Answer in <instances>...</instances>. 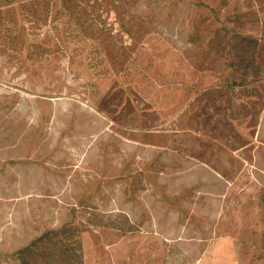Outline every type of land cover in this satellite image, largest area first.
Here are the masks:
<instances>
[{"label": "rangeland", "instance_id": "374dc122", "mask_svg": "<svg viewBox=\"0 0 264 264\" xmlns=\"http://www.w3.org/2000/svg\"><path fill=\"white\" fill-rule=\"evenodd\" d=\"M65 224L84 264H264V0H0V263Z\"/></svg>", "mask_w": 264, "mask_h": 264}, {"label": "trees", "instance_id": "16d2710c", "mask_svg": "<svg viewBox=\"0 0 264 264\" xmlns=\"http://www.w3.org/2000/svg\"><path fill=\"white\" fill-rule=\"evenodd\" d=\"M246 40L254 41L252 38ZM15 256L20 264H84L81 229L65 224L60 228L47 230L19 248Z\"/></svg>", "mask_w": 264, "mask_h": 264}]
</instances>
